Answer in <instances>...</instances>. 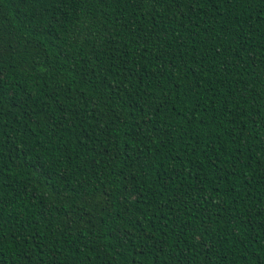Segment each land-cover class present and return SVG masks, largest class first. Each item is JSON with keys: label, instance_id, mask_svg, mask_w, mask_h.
I'll list each match as a JSON object with an SVG mask.
<instances>
[{"label": "trees", "instance_id": "obj_1", "mask_svg": "<svg viewBox=\"0 0 264 264\" xmlns=\"http://www.w3.org/2000/svg\"><path fill=\"white\" fill-rule=\"evenodd\" d=\"M0 264H264V0H0Z\"/></svg>", "mask_w": 264, "mask_h": 264}]
</instances>
